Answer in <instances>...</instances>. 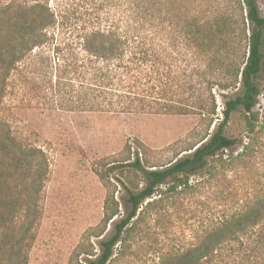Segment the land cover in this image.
<instances>
[{
    "label": "trees",
    "instance_id": "1",
    "mask_svg": "<svg viewBox=\"0 0 264 264\" xmlns=\"http://www.w3.org/2000/svg\"><path fill=\"white\" fill-rule=\"evenodd\" d=\"M115 4L123 9L109 27L100 24L110 17L97 15L99 23L90 27L51 32L56 16L41 0H0V264L29 263L50 172L43 148L20 136L3 114L20 73L40 93H53L59 108L74 111L199 114L213 120L221 93L223 119L189 155L154 169L136 157L132 165L143 172L146 184L137 192L128 189L130 210L102 243L100 257L89 262L109 264L116 244L135 230L145 208L178 187L192 191L203 179L192 184L191 177L206 173L225 183L227 190H218L225 209L194 242L163 251L156 264H264L257 255L264 253V182L253 177L238 182L240 171L231 181L223 162L224 151L239 144L243 151L231 164L246 167L263 153L251 144L258 138L255 109L263 94L264 0ZM239 110L251 126L247 144L225 133ZM109 203L105 227L119 213Z\"/></svg>",
    "mask_w": 264,
    "mask_h": 264
},
{
    "label": "rangeland",
    "instance_id": "2",
    "mask_svg": "<svg viewBox=\"0 0 264 264\" xmlns=\"http://www.w3.org/2000/svg\"><path fill=\"white\" fill-rule=\"evenodd\" d=\"M41 1L56 16L51 32H57V27H90L99 23L94 18L97 15L110 17L100 24L109 27L123 9L115 4L117 0ZM262 8L264 12V5ZM260 83L263 94L255 109L260 114L258 138L251 145L258 151L263 149V153L245 167L231 164L243 151V145L226 149L223 162L231 181L240 171L238 182L250 177L264 182V67ZM54 98L53 93L45 95L31 83L26 84L20 73L3 109L20 136L43 148L50 164L43 213L28 264H90V260H97L103 252L102 243L112 238L116 224L130 210L128 189L137 192L146 184L143 172L132 165L136 157L144 167L154 169L189 155L191 147L223 119L224 109V98L219 92L213 120L199 114L74 111L59 108ZM250 129L239 110L226 125L225 133L247 144ZM121 163L126 166L120 167ZM205 177L208 178L204 180ZM220 177L206 173L203 177L192 176V184L203 179L192 191L178 187L166 192L162 199H158L159 194L147 199L143 207L148 200H158L144 209L135 230L116 244L109 264H156L163 251L194 242L197 233L226 207L218 197V190H227ZM107 199L111 207H119V213L105 227ZM257 255L264 257V253ZM244 256L248 258L249 253Z\"/></svg>",
    "mask_w": 264,
    "mask_h": 264
}]
</instances>
